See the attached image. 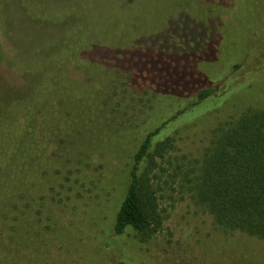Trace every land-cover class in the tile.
Returning <instances> with one entry per match:
<instances>
[{
	"label": "trees",
	"instance_id": "1",
	"mask_svg": "<svg viewBox=\"0 0 264 264\" xmlns=\"http://www.w3.org/2000/svg\"><path fill=\"white\" fill-rule=\"evenodd\" d=\"M26 2L17 5L31 17ZM239 3L250 12L241 24ZM15 5L0 0L6 34L17 27ZM223 6L206 27L182 14L176 50L189 54L175 78H149L145 52H81L90 38L81 19L64 21L56 50L50 36L14 52L9 75L19 85L0 86V264H187L147 255L133 236L162 227L160 172L174 132L229 103L236 115L216 125L196 164L172 169V182L211 217L217 252L202 251L200 264H258L243 238L264 241V0ZM218 16L238 21L223 35ZM223 62L231 70L216 85Z\"/></svg>",
	"mask_w": 264,
	"mask_h": 264
},
{
	"label": "rangeland",
	"instance_id": "2",
	"mask_svg": "<svg viewBox=\"0 0 264 264\" xmlns=\"http://www.w3.org/2000/svg\"><path fill=\"white\" fill-rule=\"evenodd\" d=\"M26 1H28V3L26 2L27 5L30 4L36 9L35 13L32 10L30 12L32 13L31 17H28L23 13V8L18 7V0H13V4H16L14 11L16 12L17 27L14 24V30L10 34L0 31V86L3 87L19 85V81L16 82L17 79L9 75L10 64L8 63H10L9 60L12 59V56H15L13 55L14 52H30L34 40H43L50 36V39L55 42L52 44V48L56 50L60 46L58 42L63 34V27L68 26L64 21L69 24H76L77 21L69 22L73 19H81L89 27V45L81 52L113 51L122 53L126 49H131V52L137 55H142V52H145L147 59L143 66L149 78L152 79L153 75L155 76L154 79L158 75L165 78H175L178 75L176 64L189 54L187 52L188 54L179 56L180 52L176 50L183 46L180 43V36L182 35L179 31V26L182 25L183 21L182 14L187 13L195 21H204L207 24H202L206 27L210 24V20L207 21L205 16L212 18L214 12L223 11L225 9L223 5L227 3V0H208L207 5H205L207 0ZM234 5L232 7L239 6V9L232 11L239 15V22L237 23V20L227 24L224 18L218 16L221 24L217 25L219 34L229 33L233 29L230 26L235 25L234 22L241 24L242 20L240 19L243 15L250 13L247 9H242L241 3ZM205 8L210 9V11H206ZM39 12L40 14H37ZM187 22L191 26L189 28L186 26V30L195 31L196 23H191L188 18ZM63 23L64 26H62ZM240 31L242 33L243 29ZM199 32L198 39L202 38L200 37L202 30ZM41 48L45 49V44ZM263 54L264 52H260L256 54L258 55L256 57H261ZM3 55L8 61L2 60ZM194 58L192 55L190 60L195 64ZM241 59L242 55L236 58V60ZM24 67L25 74L34 70L27 65ZM230 70L231 66H227V62H223L218 73H215L214 84L218 85L221 77L229 74ZM150 73L153 74L150 75ZM27 76H30L29 72ZM45 86L46 83L43 79L37 80L38 88L44 89ZM233 108L232 103H229L221 109L207 111L193 121L183 124L174 132L175 142L171 152L172 161L169 164L164 163V171L160 172L162 176L161 189L159 190L160 207L164 210L165 217L162 227L153 237L145 241H138L133 236L134 242H138L147 255L168 257L172 254V256L181 257L187 264H200L199 258L204 259L203 257H205V255H201L202 251L207 253L206 256L211 255L208 253L210 251L217 252V247L213 246L210 241L211 217L206 212L197 209L187 195L175 188V183L172 182V169L176 165L196 164L197 158L208 144L211 132L216 125L236 115ZM243 240H246L249 245L245 248H249L252 253H255L252 259L257 258L258 264H264V241L248 237L243 238Z\"/></svg>",
	"mask_w": 264,
	"mask_h": 264
}]
</instances>
